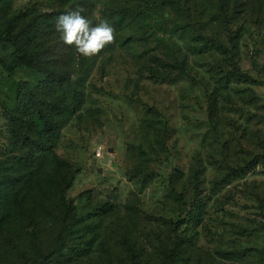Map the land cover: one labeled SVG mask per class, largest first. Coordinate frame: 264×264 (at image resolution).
Masks as SVG:
<instances>
[{"label": "rangeland", "instance_id": "1", "mask_svg": "<svg viewBox=\"0 0 264 264\" xmlns=\"http://www.w3.org/2000/svg\"><path fill=\"white\" fill-rule=\"evenodd\" d=\"M75 10L115 43L56 55V18ZM224 10L0 0V264H264V0ZM32 21L68 80L15 60L7 35ZM31 100L44 116L22 135L49 144L52 127L49 157L11 145Z\"/></svg>", "mask_w": 264, "mask_h": 264}, {"label": "trees", "instance_id": "2", "mask_svg": "<svg viewBox=\"0 0 264 264\" xmlns=\"http://www.w3.org/2000/svg\"><path fill=\"white\" fill-rule=\"evenodd\" d=\"M217 2L220 12L224 14V0H217ZM33 23V21L28 22L15 34L7 35L6 39L14 48L15 60H17L22 66L37 69L41 73H44L47 75L48 82L50 80L53 81V77L55 75H59L62 79L65 78L68 80L69 76L67 74L57 71L60 68L57 65L58 59H48L47 57H42V51L38 48V45L43 40L42 38L45 36V33L37 30ZM53 32V48L56 55L63 56L62 51L65 47L63 41L61 40V34L56 31V28L52 30V33ZM42 58H47L46 63L51 64L50 69L45 68L43 65L45 64V61H40ZM31 102L33 103V106L26 103L23 111H21L20 117L15 118L14 126L16 127V124L18 125L17 128L13 127L11 131V145L13 147H27L31 154L37 158L49 157L53 155V146L50 139L54 134L52 127L45 125L41 129V133L46 137V141L49 142V144L38 143L37 141L31 139L30 136L22 135L24 126L34 128V118L41 119L44 116L43 112L45 109L43 108V105L35 102L34 100H31ZM44 260H46V257L42 261Z\"/></svg>", "mask_w": 264, "mask_h": 264}, {"label": "clouds", "instance_id": "3", "mask_svg": "<svg viewBox=\"0 0 264 264\" xmlns=\"http://www.w3.org/2000/svg\"><path fill=\"white\" fill-rule=\"evenodd\" d=\"M55 28L65 45L73 47L79 55L89 59L99 55L116 40L115 30L107 20L93 25L80 10L58 16Z\"/></svg>", "mask_w": 264, "mask_h": 264}, {"label": "built area", "instance_id": "4", "mask_svg": "<svg viewBox=\"0 0 264 264\" xmlns=\"http://www.w3.org/2000/svg\"><path fill=\"white\" fill-rule=\"evenodd\" d=\"M100 153H101V152H100L99 150H97V151H96V156H99Z\"/></svg>", "mask_w": 264, "mask_h": 264}, {"label": "water", "instance_id": "5", "mask_svg": "<svg viewBox=\"0 0 264 264\" xmlns=\"http://www.w3.org/2000/svg\"><path fill=\"white\" fill-rule=\"evenodd\" d=\"M100 171V170H99Z\"/></svg>", "mask_w": 264, "mask_h": 264}]
</instances>
